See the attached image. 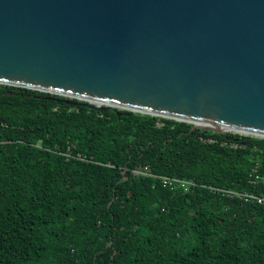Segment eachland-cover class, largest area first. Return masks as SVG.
<instances>
[{"label": "trees", "instance_id": "16d2710c", "mask_svg": "<svg viewBox=\"0 0 264 264\" xmlns=\"http://www.w3.org/2000/svg\"><path fill=\"white\" fill-rule=\"evenodd\" d=\"M77 103L0 85V264H264V138Z\"/></svg>", "mask_w": 264, "mask_h": 264}, {"label": "water", "instance_id": "95a60500", "mask_svg": "<svg viewBox=\"0 0 264 264\" xmlns=\"http://www.w3.org/2000/svg\"><path fill=\"white\" fill-rule=\"evenodd\" d=\"M0 85L264 138V0H0Z\"/></svg>", "mask_w": 264, "mask_h": 264}, {"label": "built area", "instance_id": "2783aa9c", "mask_svg": "<svg viewBox=\"0 0 264 264\" xmlns=\"http://www.w3.org/2000/svg\"><path fill=\"white\" fill-rule=\"evenodd\" d=\"M158 126L162 125L161 123H157ZM234 133L238 134L236 132L228 131V132H222V133ZM241 136H251V135H244V134H239ZM254 137V136H251ZM258 138V137H257ZM202 141H205L202 139ZM208 142H213V139L209 138L207 139ZM232 148L238 147L237 143H230L229 145ZM133 174L135 175H144V176H151V177H156L159 178L162 182V185L164 187H170V189H175V188H183L185 191L192 185H194L193 182L191 181H186L183 179H178V178H172V177H161L157 176L154 174H151L150 170L148 167H137L133 170ZM251 183L253 184H258L262 183L264 185V175H259L256 173V170L253 171V174L251 175ZM223 194L228 195L229 197H235L240 200L249 202H256L258 204H264V194L262 195H256L252 193H239L231 190H220Z\"/></svg>", "mask_w": 264, "mask_h": 264}, {"label": "bare ground", "instance_id": "6f19581e", "mask_svg": "<svg viewBox=\"0 0 264 264\" xmlns=\"http://www.w3.org/2000/svg\"><path fill=\"white\" fill-rule=\"evenodd\" d=\"M88 101H89V103H91L92 105H95V106H101L103 104V103L92 101V100H88ZM192 123H194L196 125H206L204 123L193 122V121H192ZM220 129L223 130V131H231L230 129H225V128H220ZM235 132H239V133H242V134H245V135H256V134H253V133H247V132L236 131V130H235ZM257 136H259V135H257Z\"/></svg>", "mask_w": 264, "mask_h": 264}, {"label": "rangeland", "instance_id": "374dc122", "mask_svg": "<svg viewBox=\"0 0 264 264\" xmlns=\"http://www.w3.org/2000/svg\"><path fill=\"white\" fill-rule=\"evenodd\" d=\"M70 99V98H69Z\"/></svg>", "mask_w": 264, "mask_h": 264}]
</instances>
